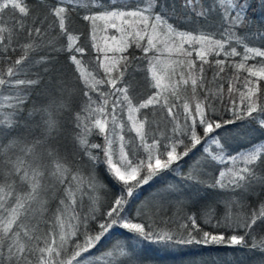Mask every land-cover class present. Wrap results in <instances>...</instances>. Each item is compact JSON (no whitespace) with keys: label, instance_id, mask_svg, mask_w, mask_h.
Returning <instances> with one entry per match:
<instances>
[{"label":"snow or ice","instance_id":"6c2138e0","mask_svg":"<svg viewBox=\"0 0 264 264\" xmlns=\"http://www.w3.org/2000/svg\"><path fill=\"white\" fill-rule=\"evenodd\" d=\"M261 81L264 0H0V264H264Z\"/></svg>","mask_w":264,"mask_h":264},{"label":"trees","instance_id":"16d2710c","mask_svg":"<svg viewBox=\"0 0 264 264\" xmlns=\"http://www.w3.org/2000/svg\"><path fill=\"white\" fill-rule=\"evenodd\" d=\"M29 3H33L34 0H28ZM79 30H83L80 28V26H77ZM88 37L85 35L82 37V42L87 44ZM130 52L134 55H140L139 51L136 49H130ZM65 57L62 55L60 57V60L63 61ZM236 60H239V57L235 58ZM255 63V61H249V64ZM232 74V70H229V75ZM242 77L246 76V72H242L240 74ZM137 77L139 78V74H137ZM262 86H264V81L260 82ZM227 85L225 84V90H226ZM184 95H190V91L188 93H184ZM225 95L226 91H225ZM227 103V100H226ZM226 116H230V113H225ZM95 142L102 143L103 140L101 137L95 136L92 138ZM146 195V193H145ZM228 195L227 193H220V196H226ZM143 199V197H141ZM217 197L215 194L209 196V198L205 201H202L200 205H197L194 208L188 209L190 212H200L202 211V206L206 203H214ZM218 213L223 212V205L222 204H217L216 205ZM168 215H171V211L167 213ZM163 226V225H161ZM171 227V225H169ZM205 230H209L207 225H204ZM123 231V230H121ZM215 231V230H213ZM116 237H114L115 239ZM184 251L188 254L183 258L184 264H187L188 261L190 260H200L203 259L206 261V264H217V258H219V264H232L231 261L228 260L227 254L232 253L233 256H236V251L235 249L224 247V246H199V245H193L189 246L184 249ZM146 255L151 258V264H178L177 261H174L171 257H164L161 253H158L156 251H153L152 249H148L146 251Z\"/></svg>","mask_w":264,"mask_h":264}]
</instances>
